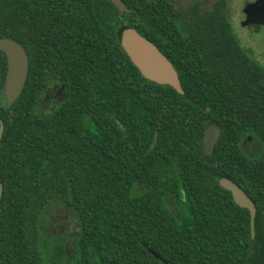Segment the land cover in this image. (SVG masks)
Segmentation results:
<instances>
[{"label":"trees","instance_id":"1","mask_svg":"<svg viewBox=\"0 0 264 264\" xmlns=\"http://www.w3.org/2000/svg\"><path fill=\"white\" fill-rule=\"evenodd\" d=\"M123 1L130 13L111 0H0V38L30 58L22 94L0 110V264H264V63L226 0ZM127 27L170 58L184 93L142 74ZM0 71L4 85L2 50ZM211 124L222 135L209 160ZM220 177L256 203L253 245L250 210ZM56 211L76 233L46 230Z\"/></svg>","mask_w":264,"mask_h":264},{"label":"water","instance_id":"2","mask_svg":"<svg viewBox=\"0 0 264 264\" xmlns=\"http://www.w3.org/2000/svg\"><path fill=\"white\" fill-rule=\"evenodd\" d=\"M111 1L117 6L121 14L131 12L123 0ZM263 6L264 0H257V2L251 4L246 11L249 13L255 10L258 14L262 11L260 16H264V11L262 10ZM254 17H256V13L248 16L245 23L250 24L251 19H254ZM121 44L134 64L147 79L159 84L171 85L180 93H184L179 73L173 62L152 40L142 35L136 28L127 27L122 31ZM0 50L6 53L8 59L5 95L8 105L11 106L19 98L25 88L30 70V58L26 48L17 40L9 37L0 38ZM208 111H210V108H208ZM3 131L4 124L2 123L0 127V142ZM221 133V128L216 124H211L206 129L204 136V153L209 160L213 159L214 149L220 139ZM219 182L222 187L232 192L234 200L238 205L250 210L253 245L256 217V205L254 201L246 191L232 179L220 177ZM3 192L4 186L0 181V201Z\"/></svg>","mask_w":264,"mask_h":264},{"label":"rangeland","instance_id":"3","mask_svg":"<svg viewBox=\"0 0 264 264\" xmlns=\"http://www.w3.org/2000/svg\"><path fill=\"white\" fill-rule=\"evenodd\" d=\"M193 1L195 0H179V3H181L184 6H190L192 5ZM202 4L204 8H209L211 6V0H198ZM228 2L229 6V14L231 16V19L234 23L235 28L239 32L240 29V23L245 18L244 14V8L248 4V2L255 1V0H226ZM237 32V31H236ZM238 34V33H237ZM239 35V34H238ZM241 39L244 43V45L250 49L255 57L262 63H264V26L261 29L260 32H255L254 34L249 35V33L242 34L241 33ZM58 97L62 96L61 92H58ZM0 103L5 104V95L0 90ZM47 221V228L48 232L50 234H58V233H64L67 235H72L77 232V222L75 218L67 214L66 211H56L55 213L50 214Z\"/></svg>","mask_w":264,"mask_h":264},{"label":"flooded vegetation","instance_id":"4","mask_svg":"<svg viewBox=\"0 0 264 264\" xmlns=\"http://www.w3.org/2000/svg\"><path fill=\"white\" fill-rule=\"evenodd\" d=\"M174 1V3H175V5L177 6H183V7H186V6H184V5H182L181 3H179V0H173ZM217 0H211V6L210 7H213V5L215 4V2H216ZM195 1H193V3H194ZM257 2V0H255V1H251V2H248V4L245 6V8H244V14H245V18L242 20V22L240 23V27H239V29H240V31L241 32H239L238 30H237V28H235V26H234V28H235V31H237L236 33H238L237 35L239 36V38L241 39V33L242 34H247V33H249V35H251V34H254L255 32H260L261 31V29L263 28V26H264V16L263 15H261L260 16V14H261V12L262 11H260V13L258 14V12L257 11H255V10H252L251 12H247L246 10H247V8L251 5V4H253V3H256ZM192 3V4H193ZM201 7L203 8V6H202V4H201ZM263 9V11H264V6L262 7ZM206 9V8H205ZM256 13V17H254V19H251V21H250V24H246L245 23V21L247 20V17L248 16H250V15H253V14H255ZM263 14V13H262ZM257 20V21H256ZM259 21V22H258ZM233 22V21H232ZM233 25H234V23H233ZM241 41H242V39H241ZM242 43H243V41H242ZM244 44V43H243ZM245 46V45H244ZM246 47V46H245ZM8 60V59H7ZM0 90H2V92L4 93V95H5V90H6V80H5V84L3 85V77H2V73H1V71H0ZM5 100H6V103L5 104H3V103H0V110L2 109V108H4V107H9V105H8V101H7V98H6V95H5ZM4 124V120L2 119V118H0V127H1V124ZM221 135H222V133H221ZM221 137V136H220ZM250 140H251V138H250ZM250 143H252V146H253V148L251 149V147L250 146H248V148H247V152H248V154L249 155H253V154H255L256 153V149L257 150H260V149H258L259 148V146H260V142L258 141V140H255V141H253V140H251V142ZM229 178V177H228ZM231 179V178H230ZM234 181V180H233ZM237 183V182H236ZM238 184V183H237ZM240 185V184H239ZM4 186V185H3ZM241 186V185H240ZM242 187V186H241ZM243 188V187H242ZM244 189V188H243ZM247 193V192H246ZM248 194V193H247ZM233 195V194H232ZM249 195V194H248ZM250 196V195H249ZM251 197V196H250ZM252 198V197H251ZM233 199H234V197H233ZM253 200V199H252ZM235 201V200H234ZM254 201V200H253ZM254 203H255V201H254ZM255 205H256V203H255ZM256 213H257V206H256Z\"/></svg>","mask_w":264,"mask_h":264}]
</instances>
